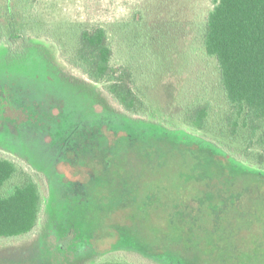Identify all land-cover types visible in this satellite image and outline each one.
Segmentation results:
<instances>
[{"label": "rangeland", "instance_id": "obj_1", "mask_svg": "<svg viewBox=\"0 0 264 264\" xmlns=\"http://www.w3.org/2000/svg\"><path fill=\"white\" fill-rule=\"evenodd\" d=\"M212 5V0H0V156L30 175L41 196L34 228L0 239V264H238L227 251L215 250L214 223L203 224L200 212L195 222L186 221L187 213L180 210H186L181 193H197L194 179L202 178L203 163L216 179L246 181L247 174L234 175L239 166L213 157L217 149L210 143L242 165L264 169L254 155L249 158L241 139L228 136L224 124L229 106L218 65L202 45ZM96 26L107 32L111 66L132 73V88L142 102L139 114L128 113L108 92L107 82L90 80L73 63L80 32ZM205 104L203 128L184 120L188 109ZM123 113L130 118H121ZM122 141L135 149L129 158L139 170V188L154 192L146 207H136L134 201L121 214L150 247L119 239L116 230L78 239L65 224V212L73 206L70 216L82 223V230L87 225L81 210L86 203L76 196L83 189L71 182L85 180V168L64 164L71 162L67 153L80 147L82 158L105 159L106 152H93L97 143L107 149L120 143L112 161L126 164L121 161L126 150ZM142 142L150 148H142L140 159ZM207 155L211 157L205 162ZM19 182L15 175L7 186ZM249 188L257 192L244 193L239 201L244 207L264 196L259 192L264 187ZM146 195L142 192L140 201ZM114 209L119 210L116 203L109 202L99 220H109ZM101 225L107 228L99 221ZM249 237L242 241L248 243ZM179 241L186 253L182 258L171 246Z\"/></svg>", "mask_w": 264, "mask_h": 264}, {"label": "trees", "instance_id": "obj_2", "mask_svg": "<svg viewBox=\"0 0 264 264\" xmlns=\"http://www.w3.org/2000/svg\"><path fill=\"white\" fill-rule=\"evenodd\" d=\"M212 3L205 20L202 45L218 65L220 85L229 106L224 124L229 129L228 136L241 139L248 156L254 155L251 158L256 157L255 161L264 166V0H212ZM77 44L73 63L90 80L107 82L108 92L128 113L139 114L142 102L132 88V73L125 67L110 64L112 47L106 30L101 26L84 29ZM207 110L206 104L194 106L186 111L184 120L201 129ZM122 116L126 119L130 115L123 113ZM210 144L217 149L216 158L240 167L235 172L237 177L243 172L247 174L244 176L247 183L264 187V169L242 165L217 145ZM253 149L258 151L253 153ZM15 175H19L20 182L7 186ZM259 200L256 204L252 200L245 207L237 204L234 214L222 215L215 227L218 239L215 250L227 251L238 264L264 262L259 260L264 252L257 257L252 255V251L264 249V196ZM40 206L41 196L34 179L20 172L12 160L0 156V239L30 232L39 218ZM120 233L125 236L120 239L134 242L138 238L130 228H123ZM246 235L250 236L248 243L242 241ZM139 237L135 243L142 248L148 246L141 240L143 236ZM171 246L176 248L178 258L185 257L180 241Z\"/></svg>", "mask_w": 264, "mask_h": 264}, {"label": "flooded vegetation", "instance_id": "obj_3", "mask_svg": "<svg viewBox=\"0 0 264 264\" xmlns=\"http://www.w3.org/2000/svg\"><path fill=\"white\" fill-rule=\"evenodd\" d=\"M120 117L122 118L123 116L121 115ZM127 118H130V116H127ZM104 143H106V141ZM104 143L101 142L97 143V146L94 147L95 151L93 152L96 153L97 149H99L100 152L99 154H103V152H106L108 154V157L105 159L99 156L98 157L94 156V158H87V157L82 158L81 154H78L80 147L76 148L77 151L76 153H72V152L67 153L68 161L71 160V162L64 164L69 166H75L76 168L78 167L85 168V180L78 181V183L76 184H75L76 182L75 180H71V182L73 183L74 186L78 184L77 186L79 188L81 186L83 189L81 191V196L80 197L78 196L79 190L77 191L78 193L76 194V196L77 199L83 198V204L86 203L83 206L84 209L82 207L81 210H83L85 214L84 220L87 225L85 224L86 225V227L84 228L85 231L82 230L80 228V226H82V223L77 222L76 218L74 220V218L70 216V211L73 210V206L69 207L68 209L69 212H65L67 213L65 224L68 226V230L74 229L76 232L75 236H77L78 239H82V240L91 239L95 235H101L107 230L110 233L116 230L118 232V236L123 238L125 237L124 233L119 234V230H122L123 228H128V229L130 228L131 230L134 231L135 236L138 237L136 239H133L134 242L138 243L140 240L139 236L141 235L140 230L135 228L136 226H134V224H131L132 221L129 218L123 219L124 217L123 214L121 213H123L126 210L128 211L129 209L131 210L134 201H136V207L137 206L146 207L148 204L147 200L150 199V197L148 196L149 195L151 196V194L149 193H153L154 191L151 190L146 191V189L141 188L142 185H140L139 188L140 180H137L138 175L135 174V172H139V170L138 168H136V165L134 164L135 161L129 158L131 151L133 150L134 152L135 150L133 149L134 147H129L126 141L121 142L123 143L124 149H126L125 153L122 154L123 157L121 161L126 162V164L125 163L119 164L118 162H113L112 159L114 157L116 150L120 149V145H119L120 143L118 144L116 149L114 148V146L108 147L107 149ZM142 143L143 144L139 145L140 146L139 149H137L139 155L138 158H140V155L143 156V154L140 153L142 148L144 149L150 148L149 146L146 147V142H142ZM173 144L176 145L177 143L174 142ZM196 147L198 146L196 145ZM90 149H93V147H90ZM190 149H194V148H190ZM87 150L88 149L85 148L84 146L83 151H86L87 153ZM78 155H79V159H76L75 157ZM212 155L215 159H217L215 157V153ZM209 157L211 156L209 155L206 156L205 162L207 161V159H209ZM128 159L132 160L133 164H129ZM217 160L223 163L221 159H217ZM139 161L140 160H137V162ZM221 166L223 167V164H221ZM206 170H207L206 163H203L202 178L200 180L197 178L194 179V182L197 185L196 187L197 193L196 192L183 193V194L181 193L180 197L185 199V202H182V205L186 208V210L184 208H181L180 210L183 209L187 213V215H185L186 221L193 220L195 222L196 220L193 219V217L195 216L196 213L200 212L202 216L201 221L203 224L209 221L211 223H214L215 227H217V224L221 216L225 215L226 213L229 214L231 209L237 206L240 200L244 199V197L246 196L244 195V193H256L257 191H252L249 188L251 184L247 183L246 181L238 182L237 184L236 183L234 184L233 182H224V180L226 179H223L221 177H220L221 179L218 178L216 179L214 172L208 173V171ZM233 174H234L233 171L229 172V175H233ZM213 181L215 182V185L212 183ZM232 188H234L235 190L234 189L232 190ZM142 192L147 193V195L143 197V199L140 201V194H142ZM259 192L264 193L263 191L260 190ZM187 197H191V198L187 199ZM191 201H196V202L194 204L191 203ZM109 202L112 203L115 202L116 207L119 208V210H117V212H115V209L112 210L111 211L112 213H110L109 215V220H105L103 218L99 220L100 213L103 211L104 207L108 205ZM175 210H179V209H176L175 207ZM180 210H179V214L182 215L183 213H181ZM99 221H102L103 224H106L107 228L105 229L102 225L99 226ZM191 228H193V226L188 227V229ZM209 231L210 230H208V232ZM210 232H212V234H215V229ZM217 241L218 239L215 236V245ZM144 243H147L148 247L152 246L149 245L148 241L147 242L144 241Z\"/></svg>", "mask_w": 264, "mask_h": 264}]
</instances>
